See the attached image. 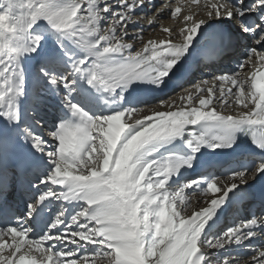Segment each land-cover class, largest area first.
Segmentation results:
<instances>
[{
	"label": "snow or ice",
	"instance_id": "obj_1",
	"mask_svg": "<svg viewBox=\"0 0 264 264\" xmlns=\"http://www.w3.org/2000/svg\"><path fill=\"white\" fill-rule=\"evenodd\" d=\"M148 7L0 0V264H264L252 243L264 214L218 228L233 197L264 178V0L162 3L149 27L167 9L178 31L145 42L136 17ZM218 24L248 42L236 71L187 81L175 99L138 94L183 78ZM242 135L253 149L243 163L197 172ZM17 188L18 215L7 201Z\"/></svg>",
	"mask_w": 264,
	"mask_h": 264
},
{
	"label": "bare ground",
	"instance_id": "obj_2",
	"mask_svg": "<svg viewBox=\"0 0 264 264\" xmlns=\"http://www.w3.org/2000/svg\"><path fill=\"white\" fill-rule=\"evenodd\" d=\"M160 2L159 3H157L156 4V8H159L160 6H161V4L162 3H169V4H171V2H174L175 0H164L163 2L161 1V0H159ZM191 3V0H185V8H187L188 7V4H190ZM192 8H197V5L196 6H193L192 5ZM193 9V10H194ZM183 11H184V9H182V13H183ZM182 15V14H181ZM137 16H139V21H140V23H142L141 25H142V27L141 28H143V33H142V36H143V34H147V33H150V32H156L155 31V27H157V25L155 24V25H153L151 28L149 27V25H147V21H148V18L150 17H148V15L147 16H142V15H140V13H137ZM141 16V17H140ZM162 16H163V19H160L159 21H158V23L159 22H161L162 24H163V27H169V28H172V29H175V30H178V28H179V25L176 23L175 25H173L172 26V23L175 21L174 19L175 18H172L171 16H170V10H165L164 11V13H162ZM137 18V17H136ZM138 19V18H137ZM166 19V20H165ZM175 23V22H174ZM140 26V25H139ZM153 34V33H152ZM208 37V36H207ZM207 37H206V39L204 40V41H202V43H201V50L202 51H205L206 50V44H204V43H206L207 41ZM235 37V45L233 46V49H232V51L228 54V55H226L224 58H223V62H221V63H223V65L222 66H225V64H227V66H230L231 67V69H228V70H226L225 69V71H223V72H229V73H231V72H234V71H236V66H237V63L239 62V59H242L243 57H242V54L240 53V50L241 49H245V51H246V44L248 43L247 41H245V40H242V39H238L237 38V36L235 35L234 36ZM168 37H167V34L166 33H164L163 31H161V33L159 34H157V35H149L146 39H143V37H142V40L143 41H148V40H155V41H159L160 39H167ZM140 44H141V42L138 40V41H136V48L138 49V48H140ZM232 61H234L235 63H236V65L234 66L233 65V62ZM226 66V67H227ZM28 68H31L32 69V67H31V65H28ZM202 71H203V69H201ZM254 70V69H253ZM262 70H264V69H262ZM213 72V71H212ZM222 72V73H223ZM216 74H217V72H215ZM206 77H209V75H211V70H209V71H206ZM242 74H243V72H242ZM191 78H193V73L192 72H190L189 74L188 73H186L185 74V76L183 77V78H181V79H179V80H177V81H174L173 83H171V84H169L167 87H165V88H163V90H161V91H156V92H152V91H150L149 89H147V88H145V89H141L140 91H139V95L141 96V97H143L145 100H147V101H155V100H157V99H169V98H172V99H175L179 94H180V92L181 91H179L178 93H177V95H174L175 93V90H177V89H179L180 87V85L181 84H185L187 81H189V80H191ZM203 78H205V77H203ZM193 80V79H192ZM195 80V79H194ZM181 89V88H180ZM179 89V90H180ZM234 91H235V89H233ZM150 93H155V94H153V95H150ZM174 95V96H173ZM178 103H179V101H178ZM151 107H155V104L154 103H149L146 107H145V113L146 114H149V112H148V108H151ZM225 111H227V110H225ZM224 151V150H223ZM226 151V150H225ZM228 155H230V156H228ZM227 159V160H226ZM225 160V162H223ZM234 159H233V156H232V154H227V155H225V154H220V155H218V156H216V157H214L213 159H212V163L213 164H209L210 165V167H208V168H210V169H212V170H214L215 172H216V174H221V173H225V172H227L230 168H232V167H234V165L236 164V163H232V161H233ZM246 159L245 158H242V159H240L239 161L241 162V163H243L244 161H245ZM219 162V163H218ZM231 163V164H230ZM204 169H202V168H200V166L198 165V167H197V172H201V171H203ZM185 175L186 176H188V175H195V173H185ZM221 217H222V215L220 214V219H219V222H218V228H222L223 227V223H221ZM244 219V217H240V216H238V217H236V220H235V222H239V221H241V220H243ZM264 236V234H262L260 237H258V239L257 240H255V241H253L252 243H254V244H264V239H263V241H261V239H262V237ZM249 253L247 252V254H246V252H244L243 253V255L244 256H247ZM249 256V255H248Z\"/></svg>",
	"mask_w": 264,
	"mask_h": 264
},
{
	"label": "rangeland",
	"instance_id": "obj_3",
	"mask_svg": "<svg viewBox=\"0 0 264 264\" xmlns=\"http://www.w3.org/2000/svg\"><path fill=\"white\" fill-rule=\"evenodd\" d=\"M199 1V6H201V5H203L204 3H203V1L202 0H198ZM189 5V4H188ZM194 9V8H193ZM194 10H196V8L194 9ZM181 14H183V13H181ZM141 17V16H140ZM137 18L139 19V16H137ZM166 20V19H165ZM175 20V19H174ZM175 22V23H174ZM173 23H172V26L173 25H175L176 24V21H174ZM142 23H140L139 25H138V27H142V25H141ZM157 27H155L156 29H155V31L156 32H150V33H147V34H143V39H146L149 35H157L158 33L160 34L161 33V31H162V27H163V24L161 23V22H157ZM178 31V30H177ZM153 33V34H152ZM142 45L140 44V47H141ZM241 51V54L242 53H244L245 51L244 50H240ZM195 77H198L197 75H196V73H195ZM195 80L196 81H198V78H195ZM183 86L186 88V87H188L189 85H188V83H185V84H183ZM228 86H230V85H228ZM226 87H227V85H226ZM180 89V88H179ZM179 89H177V90H175V94L174 95H177V93L179 92V91H181V89L179 90ZM173 95V96H174ZM225 110H227V109H225ZM237 110H239V109H237ZM228 111V110H227ZM146 113L144 112V113H142L141 115H145ZM137 118H140L139 116H137ZM197 199V197H193V200L195 201ZM201 199H203L202 197H201ZM190 211V210H189ZM264 238V237H263ZM262 238V239H263ZM246 254H247V252H246ZM248 255H250V254H248ZM244 256V257H249V256Z\"/></svg>",
	"mask_w": 264,
	"mask_h": 264
}]
</instances>
